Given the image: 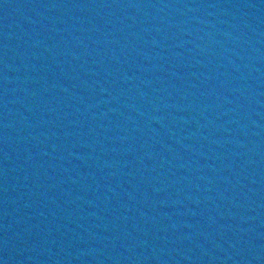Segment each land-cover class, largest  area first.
Wrapping results in <instances>:
<instances>
[{
  "label": "water",
  "instance_id": "water-1",
  "mask_svg": "<svg viewBox=\"0 0 264 264\" xmlns=\"http://www.w3.org/2000/svg\"><path fill=\"white\" fill-rule=\"evenodd\" d=\"M0 264H264V0H0Z\"/></svg>",
  "mask_w": 264,
  "mask_h": 264
}]
</instances>
